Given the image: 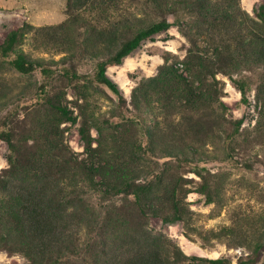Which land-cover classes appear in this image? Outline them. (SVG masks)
Returning a JSON list of instances; mask_svg holds the SVG:
<instances>
[{
    "label": "trees",
    "instance_id": "trees-1",
    "mask_svg": "<svg viewBox=\"0 0 264 264\" xmlns=\"http://www.w3.org/2000/svg\"><path fill=\"white\" fill-rule=\"evenodd\" d=\"M136 3L150 11L138 16L130 10ZM67 8L66 21L54 32L44 28L45 35L58 38L71 25L84 29L81 44L95 60L93 72L66 64L53 68L25 52L26 26L0 43V66L9 63L23 76L40 69L45 76L27 109L32 112L20 118L23 109L13 108L0 123V138L11 148L0 175V250L22 254L24 264H230L223 257L189 255L148 224L151 215L189 224L187 184L193 179L186 171L201 177L197 189L212 202L217 188L202 164L236 160L250 168L249 159L236 157L264 149V2L255 14L242 0H69ZM173 25L188 41L185 56L166 52L157 73L133 87L129 108L107 67ZM56 74L83 98L78 106L86 156L64 140L61 124L77 116L65 91L51 92ZM219 74L232 78L244 102L255 84L259 116L252 128L227 116ZM18 88L13 93L15 87L0 77V110L33 91L29 81ZM101 95L112 107L100 117L95 102ZM258 219L197 233L207 244L219 239L246 247L239 264H256L264 249V215Z\"/></svg>",
    "mask_w": 264,
    "mask_h": 264
},
{
    "label": "rangeland",
    "instance_id": "rangeland-1",
    "mask_svg": "<svg viewBox=\"0 0 264 264\" xmlns=\"http://www.w3.org/2000/svg\"><path fill=\"white\" fill-rule=\"evenodd\" d=\"M69 0H0V43L3 42L6 35L13 29L23 26L28 28L25 34L22 48L33 57L43 58L47 64L53 68H59L63 64L76 67L81 73H91L95 69V60L90 58L88 49H83L86 42L81 44V40L88 34L84 29L71 25L67 33L59 34V37H47L44 28L55 31L59 24L68 18ZM264 2V0H242V5L250 13H254V7ZM138 16L147 14L150 9L142 3H136L130 7ZM172 19V17L170 16ZM29 24V25H28ZM31 25V26H30ZM43 34H39L40 31ZM37 30H40L37 32ZM66 37L65 41H60L61 36ZM67 41V42H66ZM188 41L180 32L177 25L155 34L153 37L142 41L130 55H128L121 64H111L107 67V74L119 85L120 90L126 97L129 108H132L131 93L133 87L143 78L151 77L158 71L159 65L164 62L163 55L166 52H172L184 57ZM11 58V57H10ZM0 77L4 78L6 83L18 87L29 81L33 91L29 93L34 98L15 100L12 104L0 110V123L4 116L13 108H20L19 116L25 117L26 111L31 107V103L36 100V89L40 86L45 76L40 69H37L32 76H23L12 69L7 63L0 66ZM218 78L224 81V90L222 99L228 106L227 116L229 118H243V127L252 128L259 116L256 88L251 83L252 88L248 92V102H244L241 92L233 82L232 78L225 74H219ZM51 92L65 91V102L77 116L76 121H65L61 124L64 129V140L70 146L71 150L79 155L86 156L85 143L80 133L82 123V114L79 109V103L83 98L78 94L76 87L70 84L65 76L56 74L51 84ZM115 96V95H114ZM97 115H107L112 107L111 102L105 97L100 96L95 102ZM26 108V110L24 109ZM35 113V112H34ZM129 113V112H128ZM21 124L24 125L23 122ZM1 126V125H0ZM91 134L94 138V145L98 143V129L91 127ZM253 152V153H252ZM258 152V157L255 153ZM11 148L8 142L0 138V175L3 170L9 166V154ZM252 155L243 157L239 154L238 160L249 159L252 167H247L242 162L236 160H214L205 164L211 172L214 186L217 188V197L215 201H207L204 193L197 189L201 177L194 171H186L184 176L190 178L187 186L191 189L186 196L187 206L189 207L188 216L191 218L189 224L187 221L178 220L174 223L165 222L161 216L151 215L149 217L148 228L152 232H162L172 238L189 255L205 256L208 258L223 257L230 264H239L240 257L248 253L244 246H230L226 240L215 239L211 244H207L197 233L199 229L218 228L222 224L235 223L241 220H259L264 215V149L256 146L251 152ZM209 169V170H208ZM261 222V221H258ZM190 233L191 236H189ZM27 258L20 253L9 254L5 250H0V263L24 264ZM70 262L69 264H73ZM210 264V263H207ZM256 264H264V249L260 259Z\"/></svg>",
    "mask_w": 264,
    "mask_h": 264
}]
</instances>
